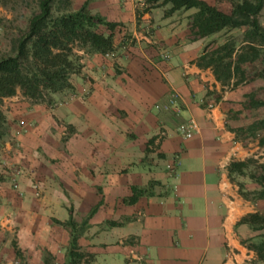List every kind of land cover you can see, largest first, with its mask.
Listing matches in <instances>:
<instances>
[{"label": "crops", "instance_id": "obj_1", "mask_svg": "<svg viewBox=\"0 0 264 264\" xmlns=\"http://www.w3.org/2000/svg\"><path fill=\"white\" fill-rule=\"evenodd\" d=\"M169 7L137 13V0H88L91 13L116 23L100 27L113 34V55L79 50L81 71L70 77L72 90L53 95L56 105L5 97L12 104L0 143V264H44V252L67 264L69 230L53 218L81 222L94 206L78 237L89 264H264L247 246L262 230L239 222L262 202L245 199L237 183H255L228 174L231 161L253 152L228 115L251 86L222 89L198 66L205 37L195 34V9L163 12ZM189 118L199 131L185 138L177 127ZM151 182L135 203L122 201Z\"/></svg>", "mask_w": 264, "mask_h": 264}, {"label": "trees", "instance_id": "obj_2", "mask_svg": "<svg viewBox=\"0 0 264 264\" xmlns=\"http://www.w3.org/2000/svg\"><path fill=\"white\" fill-rule=\"evenodd\" d=\"M220 2L222 0H216ZM229 11H223L206 0H144L137 13L169 4L165 13L194 8L191 22L195 34L199 37H210L221 31L242 29L240 40L226 38L212 47L204 44L195 62L200 67H209L222 89L235 88L251 79L264 80V26L259 21V14L264 7V0H229ZM38 11L32 14L25 29L11 40L12 53L0 55V101L4 97L15 95L18 91L33 103H53V95L65 90H72V74H79L82 68L81 54H109L114 50L112 33H103L100 27L112 31L116 23L106 20L97 13H91L88 0L79 7H72V0H37ZM251 68V69H249ZM250 71V72H249ZM243 105L251 108L264 106V99L257 98L253 92L244 94ZM246 129L252 135L264 130V117L249 123L246 127H233L236 134ZM8 125L4 113L0 110V143L7 135ZM152 143V140L149 141ZM264 144V137L260 139ZM255 160H233L228 165V174L232 180L235 175L247 176L257 185L249 192L243 183L238 182L239 193L251 200L264 199V171L260 174L250 169ZM259 167L264 168L263 164ZM233 176V177H232ZM2 175L0 174V179ZM154 182L148 186H132V194L122 199L132 204L144 194L149 193ZM96 210L94 206L87 217L77 222L69 215L66 221L53 218V222L66 227L70 234L67 264H89L93 255L84 252L78 245V237L88 225L90 215ZM70 213V212H69ZM253 230L264 229V213L249 212L240 220ZM109 226L119 222L106 221ZM17 257L21 252L15 241L12 242ZM256 257L264 262V232L248 243ZM44 264H54L48 252L43 253Z\"/></svg>", "mask_w": 264, "mask_h": 264}, {"label": "rangeland", "instance_id": "obj_3", "mask_svg": "<svg viewBox=\"0 0 264 264\" xmlns=\"http://www.w3.org/2000/svg\"><path fill=\"white\" fill-rule=\"evenodd\" d=\"M218 3L222 9L227 10V8L230 6L229 0H222ZM139 7L142 8V6L140 5ZM160 10L163 11L162 8ZM166 10L167 9H165L163 12H165ZM185 10L186 9L180 10L178 14H186V13H183L185 12ZM37 11H38L37 0H0V55L12 53L11 40L15 36L18 35L19 30L25 29L28 18L32 14L36 13ZM258 18H259L261 25L264 26V7L261 13L259 14ZM150 32H151V29L149 27L148 32L145 31V33H150ZM241 35H242V29H234L231 31H221L220 33H217L210 37H205L204 44L211 43L213 47L221 43L226 38L231 37V38H236L237 40H240ZM249 75L250 76H248L247 81L239 85H242V87L251 86L250 92H253L257 98L264 99V80L259 79L258 81H255L256 79H251L252 74L249 73ZM83 92L88 93V89H85V91ZM15 95H16V98L14 99H16V101L19 102V95H22V94L18 91ZM56 102L55 100H53L52 105L53 104L56 105L55 104ZM10 104H12V101H8V99L6 98L5 100H3L2 98L0 101V110L4 112L5 109L10 107ZM243 104H241L239 111L231 110L228 114L229 116H231V119H232L231 124H233L235 128L246 127L249 123L253 122L254 120L264 117V106L257 107V108H251L248 105H243ZM256 134L257 135H252L249 132H247L246 129L243 128L242 130L239 131L237 135L242 140L244 146L253 149V152L250 155H247L245 159L250 158L252 160H255L254 165L253 164L250 165L249 168L254 171H257L260 174L261 172L264 171V168L259 167L260 164L264 165V144H260L259 142H260V139L264 137V130H260ZM7 136L8 135H6L4 138H6ZM64 136L65 135L61 136L62 141H63ZM4 138L2 139V141L4 140ZM19 169H20V172H19L20 174L21 168L19 167ZM243 177H245V179L248 178L247 176H243ZM34 182L36 181L31 182V184ZM257 188L258 187L255 184L254 189L252 188L251 189L245 188V189L251 192ZM249 194L250 195L248 196V198H245V199L251 200L253 198V195H251L252 193H249ZM36 197L37 198L40 197V189H39V195ZM260 200L262 203L260 206L258 205L257 208H259L261 213H264V199H260ZM251 201H258V200H251ZM261 232H264V229H262Z\"/></svg>", "mask_w": 264, "mask_h": 264}, {"label": "built area", "instance_id": "obj_4", "mask_svg": "<svg viewBox=\"0 0 264 264\" xmlns=\"http://www.w3.org/2000/svg\"><path fill=\"white\" fill-rule=\"evenodd\" d=\"M144 0H137L138 4L140 6L143 5ZM149 26H145V31L148 32ZM177 99V93L175 91H172L169 97V103L174 105V108L176 111H179V107L176 104ZM177 131L183 135L185 138L191 137L194 133H197L199 131V126L197 122L193 118H189L186 121L180 123L177 127ZM20 172V169L14 170L13 175L16 176ZM12 187L17 191L19 196H23V190L20 188V184L16 181V179H12ZM31 189L34 194V196L39 195V188L38 184L36 182L31 184Z\"/></svg>", "mask_w": 264, "mask_h": 264}]
</instances>
